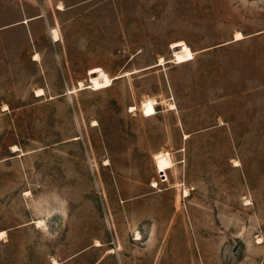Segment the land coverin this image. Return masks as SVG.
Segmentation results:
<instances>
[{
	"label": "rangeland",
	"instance_id": "obj_1",
	"mask_svg": "<svg viewBox=\"0 0 264 264\" xmlns=\"http://www.w3.org/2000/svg\"><path fill=\"white\" fill-rule=\"evenodd\" d=\"M0 264H264V0H0Z\"/></svg>",
	"mask_w": 264,
	"mask_h": 264
},
{
	"label": "built area",
	"instance_id": "obj_2",
	"mask_svg": "<svg viewBox=\"0 0 264 264\" xmlns=\"http://www.w3.org/2000/svg\"><path fill=\"white\" fill-rule=\"evenodd\" d=\"M164 177H166V175H165V173H164V175H163Z\"/></svg>",
	"mask_w": 264,
	"mask_h": 264
},
{
	"label": "bare ground",
	"instance_id": "obj_3",
	"mask_svg": "<svg viewBox=\"0 0 264 264\" xmlns=\"http://www.w3.org/2000/svg\"><path fill=\"white\" fill-rule=\"evenodd\" d=\"M55 36H57V33H55Z\"/></svg>",
	"mask_w": 264,
	"mask_h": 264
}]
</instances>
